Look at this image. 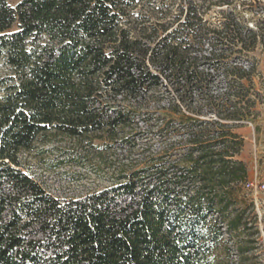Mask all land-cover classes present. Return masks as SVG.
Masks as SVG:
<instances>
[{"label": "trees", "instance_id": "1", "mask_svg": "<svg viewBox=\"0 0 264 264\" xmlns=\"http://www.w3.org/2000/svg\"><path fill=\"white\" fill-rule=\"evenodd\" d=\"M223 4L0 0V264H257L238 129L264 20ZM31 155L93 187L53 195Z\"/></svg>", "mask_w": 264, "mask_h": 264}, {"label": "rangeland", "instance_id": "2", "mask_svg": "<svg viewBox=\"0 0 264 264\" xmlns=\"http://www.w3.org/2000/svg\"><path fill=\"white\" fill-rule=\"evenodd\" d=\"M204 1L205 9L209 1H219L221 4L225 3L220 6L213 5L207 10L206 17L210 20H214L222 11L225 13L234 11L249 21V24H251L252 21L260 22L264 20V0ZM17 2L18 0H10L12 6H15ZM253 55L258 61V71L264 77V51L257 48ZM261 93L264 96V83L261 86ZM258 113L259 116L257 119L248 120L238 129V132L242 135L244 140L243 148L238 158L245 164L247 169L248 184H244V189L253 207L248 206V203L246 204L244 202L242 205L243 207L246 205L245 213L248 219L253 221L254 228H257V234L253 235V240L255 242L252 244V247H254V250L249 254V258L251 262L264 264V104L258 106ZM28 163V166L35 171L37 179L42 182L53 195L68 197L77 195L93 187L94 183L91 182V179L71 181L74 176L64 172L68 171V166L55 171H46L32 155L29 156ZM233 241L234 240H228V236L226 235L222 243H227V246H231ZM218 255H221V253L218 252ZM230 255L231 259L238 261V256L234 251L231 252Z\"/></svg>", "mask_w": 264, "mask_h": 264}]
</instances>
